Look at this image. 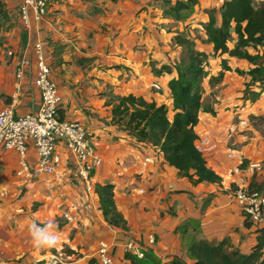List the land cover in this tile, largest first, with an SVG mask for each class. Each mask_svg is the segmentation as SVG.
<instances>
[{
	"label": "crops",
	"instance_id": "crops-1",
	"mask_svg": "<svg viewBox=\"0 0 264 264\" xmlns=\"http://www.w3.org/2000/svg\"><path fill=\"white\" fill-rule=\"evenodd\" d=\"M225 1L196 0L181 13L182 19L174 20L163 0H49L45 21L28 30L20 21L22 0H0V111L13 102L18 116L37 111L32 46L40 40L62 96L60 119L84 125L102 160L88 191L62 145L56 172L29 180L16 176L15 152H0V264L51 257L62 264H96L100 242L110 246L115 264H127L128 245L188 263L187 246L194 234L210 242L228 238L229 250L249 252L257 234L254 226L244 225L233 194L250 185L264 193V92L256 102L243 98L249 78L235 71L245 73L250 65L236 59L228 61L232 71L215 80L223 58L207 42L206 26L210 19L221 26ZM174 36L208 55L195 146L221 178L220 185L193 186L165 162L158 148L129 137L111 121L115 99L129 94L165 105L172 118L167 83L174 72L154 74L152 68L177 55L180 48L174 43V52H167ZM23 59L31 66L17 80L15 71ZM146 64L151 74L142 78L136 68ZM249 117L263 121L254 125ZM27 162L31 167L37 162L32 146ZM256 164L260 169L252 167ZM105 183L113 186L114 205L126 228L110 224L100 210L95 188ZM63 212L71 222L63 220ZM188 222H198L197 233ZM183 223L186 232L179 229Z\"/></svg>",
	"mask_w": 264,
	"mask_h": 264
},
{
	"label": "trees",
	"instance_id": "trees-1",
	"mask_svg": "<svg viewBox=\"0 0 264 264\" xmlns=\"http://www.w3.org/2000/svg\"><path fill=\"white\" fill-rule=\"evenodd\" d=\"M163 3L168 6L174 20H180L183 18L181 13L192 8L196 0H163ZM3 8L0 2V14ZM206 33L207 42L212 45L214 55L223 58L221 71L215 80L219 82L225 72L232 71L229 60L236 59L248 63L250 65L248 71L235 72L248 76L249 81L245 83L243 91L247 97L243 98L256 102L264 92V3L257 4L255 0H226L221 7V26L217 27L214 19H210ZM172 41L182 49V58L174 67L177 72L162 67L167 68L168 74L174 72V76L167 83L172 99V118H169V111L165 105H158L154 101L129 94L115 99L111 121L129 137L140 142H148L158 148L165 162L193 186L201 183L220 185L221 178L208 167L202 153L195 146L198 139L196 126L203 108L202 80L208 67V55L195 51L191 41L181 36H174ZM46 59L51 69L47 56ZM254 86L258 88L256 91H253ZM61 106L62 102L58 109L59 119ZM249 187L252 189V185ZM95 192L105 219L115 227L126 228L122 216L114 205L113 186L110 183L99 184ZM241 215L244 218V225L254 226L257 234L256 241L248 253L229 250L228 238L210 242L198 239L194 234L187 246L190 257L188 263L178 257L165 260L150 249H141V257L126 251L124 259L127 264H264V226L253 224L242 213ZM188 224L193 232L197 233L198 222ZM179 229L186 232L187 223H183Z\"/></svg>",
	"mask_w": 264,
	"mask_h": 264
},
{
	"label": "built area",
	"instance_id": "built-area-1",
	"mask_svg": "<svg viewBox=\"0 0 264 264\" xmlns=\"http://www.w3.org/2000/svg\"><path fill=\"white\" fill-rule=\"evenodd\" d=\"M48 0H22L19 7L20 21L24 28L31 30L43 23L47 17ZM12 55L9 53V56ZM35 66L33 85L39 94V107L36 112L18 116L14 112V102L0 111V152L13 151L19 157L17 177L27 180L43 175L54 174L61 163L57 148L62 145L71 155L77 178L91 189V179L102 165V160L95 147L87 139V130L77 121H65L58 118L62 96L52 79L51 69L47 63L42 41L37 40L32 46ZM31 66L29 59H23L15 71V78L20 80ZM154 88L159 89L157 85ZM29 146H32L36 164L31 167L27 162ZM260 169L258 164L252 165ZM233 198L240 213L253 224L264 226V193L250 189L249 186L238 188ZM62 218L68 222L72 218L63 212ZM127 251L142 256L133 245ZM94 258L96 264H115L110 255V246L100 242ZM29 262L26 264H38ZM44 264H62L59 257H51Z\"/></svg>",
	"mask_w": 264,
	"mask_h": 264
},
{
	"label": "rangeland",
	"instance_id": "rangeland-1",
	"mask_svg": "<svg viewBox=\"0 0 264 264\" xmlns=\"http://www.w3.org/2000/svg\"><path fill=\"white\" fill-rule=\"evenodd\" d=\"M172 41V40H171ZM168 44H169V46H170V48L168 49V51L167 52H174L173 50H174V45H173V41H172V44L171 43H169L168 42ZM154 54L155 55H157L158 57H160V53H159V51H155L154 52ZM171 54V53H170ZM180 58H182V49H180L178 52H177V55L175 56V57H170L167 61H164L163 63V65L162 66H158V67H155L154 69L152 68V72L154 73V74H161V73H167V71H166V69L168 68V69H171V70H173L174 72H177L175 69H174V67H176V65H177V63H178V61H179V59ZM166 58H164L163 60H165ZM163 66H165V67H167L166 69H164V68H162ZM146 69V70H145ZM104 70H106V69H103V71ZM125 71V70H124ZM136 71L138 72V75H140L142 78L144 77V75L145 74H149L150 73V69H149V66H148V64H146V68H136ZM125 73L127 74H125L126 75V77L125 78H127L128 79V77H129V74H128V71H125ZM151 74V73H150ZM154 89H156L157 90V88H154ZM253 91H256L255 89H253ZM244 96H246L247 97V95H244ZM251 117H253V116H251ZM255 118V117H254ZM256 119V118H255ZM253 121V123H254V125L256 124V125H261V123H262V121H263V119L261 118L260 120H257V121H255L254 119H250V117H249V122H252ZM59 146H61V145H59ZM59 146H58V148H57V153L58 154H61L59 151Z\"/></svg>",
	"mask_w": 264,
	"mask_h": 264
},
{
	"label": "clouds",
	"instance_id": "clouds-1",
	"mask_svg": "<svg viewBox=\"0 0 264 264\" xmlns=\"http://www.w3.org/2000/svg\"><path fill=\"white\" fill-rule=\"evenodd\" d=\"M49 243H51V242H49Z\"/></svg>",
	"mask_w": 264,
	"mask_h": 264
}]
</instances>
